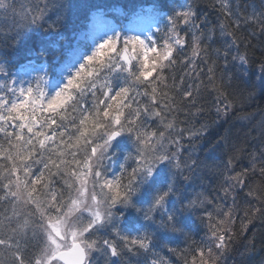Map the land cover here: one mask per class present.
<instances>
[{"label": "trees", "instance_id": "trees-1", "mask_svg": "<svg viewBox=\"0 0 264 264\" xmlns=\"http://www.w3.org/2000/svg\"><path fill=\"white\" fill-rule=\"evenodd\" d=\"M68 2L5 0L9 7L0 9V65L10 63L11 71L18 72L30 63L45 64L47 70L53 73L49 65L58 63L61 57L56 46L49 49L47 61L33 57L30 63L17 54L14 48L12 37L17 27L23 28L30 17L39 14L37 6L46 17L43 31L48 30L47 24L58 19L64 20L59 30L68 40H72L79 29L87 26L97 6H101L105 14L126 23L137 8L148 4L155 14L156 23L152 29L166 30V22L154 11L155 0H71L73 8L70 16L66 7L60 8L61 4L66 5ZM193 2L198 18L212 30L211 39L203 40L200 46L202 50L194 54L191 37H187L189 42L186 47L175 54V64L164 69L163 83L156 81L147 87L137 84L134 89L135 92L147 91L150 94L138 97L141 104L162 112L161 117L143 118L144 127L141 131L156 132L158 135L163 132L164 138L160 143L166 151L175 153L173 164L181 165L180 169L172 165L162 169L165 176L175 181L177 188L168 207L179 208L180 200H194V209L199 210L178 213V230H173L171 227L160 226L163 223L160 213H153L154 223L145 227L139 213L126 209L127 220L122 219L121 225L123 227L128 223L129 227L124 229V234L151 233L149 251L135 248L128 251L123 248L117 257L106 255L102 250L93 251L92 264H152V261H156V264H191L192 257L196 255L195 250L202 247H212L220 256L219 264H264V174L260 171L264 168V0H226V4L225 0ZM185 3L186 0H175L174 7L181 9ZM118 8H122L123 13H119ZM228 12H231L230 16ZM157 35L162 36L163 33ZM239 56H245L247 62L242 64ZM152 87L157 89L154 94ZM186 91H191L192 96L185 98L183 93ZM152 95L155 101L151 99ZM91 99L89 96L88 101L91 102ZM222 103L230 104L227 115L217 114V108ZM137 106L133 102V107ZM30 115H35L38 121L44 118L39 110L30 112ZM65 115L68 119L64 123L69 124L72 118L78 116V111L73 112L69 108ZM169 123L173 125L172 128L167 127ZM90 126L91 122L85 125L88 128ZM35 129L40 131L38 125ZM44 131L51 135L50 129ZM24 132L27 135V129ZM69 136L70 139L57 137L55 141L47 142L52 149L51 158L62 169L59 175L55 167H51L52 175H49L42 165L32 164L34 174H38V170L44 171V180L36 186L37 192L33 193L38 194L41 200L46 199L44 191L50 189L65 192V199L69 193L75 195L78 176L85 167L72 162L71 153L76 152L75 160L83 162L90 153V145H85L83 138L78 140L75 131H70ZM135 136V133L123 134L114 149L106 154L101 171L105 172L107 178L114 168L112 161L117 167L115 176L126 177L122 168L130 171L136 166L137 152L141 145ZM43 138L41 135L40 139ZM60 139H64L65 143L60 144ZM6 141L7 137L0 133V146L8 148ZM96 142L102 143V140ZM69 144L72 146L68 147ZM48 155L45 152L42 158L47 159ZM111 156L112 159L109 158ZM192 160L196 161V165L186 167L191 165ZM11 166L12 161L0 157V239L6 241L5 245H0V264H18L15 256L17 248L24 258V264H34L44 252V244L34 227L32 211L35 206L6 195L8 189L3 188L8 183L4 178V169ZM17 168L16 175L20 180H25L19 171V162ZM245 169L248 171L244 176V184L235 186L225 194L223 189L231 183L230 177ZM27 179L31 191V178ZM43 183H48L49 189L41 191ZM144 195L142 192L141 196ZM151 195L147 194L148 200ZM137 207L147 208L148 204H137ZM113 211L119 216L118 211ZM209 213L210 216L207 215ZM134 217H140L139 222H134ZM35 219H39V212ZM218 220L224 221V224L217 226L224 230L230 229L232 235L231 242L222 253L215 249L216 239L211 234L212 226ZM91 239H110L116 241L118 246L123 245L110 228L101 230Z\"/></svg>", "mask_w": 264, "mask_h": 264}, {"label": "snow or ice", "instance_id": "snow-or-ice-1", "mask_svg": "<svg viewBox=\"0 0 264 264\" xmlns=\"http://www.w3.org/2000/svg\"><path fill=\"white\" fill-rule=\"evenodd\" d=\"M174 4L175 0H155L154 11L166 22V30L150 29L151 34L118 30L117 26L104 19V14L99 12L101 6H97L94 24H104L107 28L92 36L91 43H83L76 36L72 40L66 39L59 30V26L65 23L64 20L58 19L47 24L48 30L43 31L46 17L39 6L36 7L39 14L30 17L23 28L17 27L12 37L15 41L14 48L29 63L33 57L47 61L48 51L53 46L61 53L59 62L49 65L54 73L51 78L45 72L32 80H21L6 73L0 65V74H3V79L0 80V133L7 137L6 143L9 146H0V157L12 161L11 168L4 169V178L8 183L3 188L8 189L6 195L35 206L32 211L34 227L44 244V253L34 264H92V252L99 250L111 257L119 256L123 248L147 252L151 247V233L145 231L139 235L124 234V229L129 227L128 223L123 227L121 225L122 219L127 220L126 209L139 213L145 227L154 223L153 213H160L163 220L160 226L171 227L173 230H178V213L199 210L194 209V200H180L179 208L168 207L177 188L175 181L165 176L162 169L168 165L180 169L181 165L173 164L175 153L166 151L160 143L164 138L163 132L158 135L156 132L141 131L144 127L143 118L161 117L162 112L141 104L138 97L150 94L147 91L135 92L134 89L137 84L147 87L154 85L156 81L163 83L164 69L175 64V54L186 47L189 42L187 37H191L194 54H199L202 50L200 46L203 40L211 39L212 30L198 18L193 0H186L181 9L175 8ZM8 7L5 0H0V9ZM65 7L70 16L73 8L71 0L66 5H60V8ZM225 10L228 11L226 7ZM165 13L168 15H164ZM158 33L163 35L159 36ZM238 59L242 64L247 62L245 56H239ZM151 91L154 94L156 87H152ZM183 95L189 98L192 92L186 91ZM89 96L92 98L91 102L88 101ZM151 99L155 101V96L152 95ZM133 102L138 106L133 107ZM229 106L230 104L222 103L217 108V114L227 115ZM69 108L73 112L78 111V116L65 124L64 121L68 119L65 114ZM29 110L32 113L39 110L44 118L37 121L33 115L25 123L24 113ZM89 122L90 128L85 127ZM35 125L39 126L40 131H36ZM167 127L172 128L173 125L169 123ZM45 129H50L51 135ZM70 131H75L78 140L83 138L84 144L90 145V153L83 162L75 160L76 152L71 155L72 162L87 168L86 175L92 180V188L89 189L82 180L75 195L69 193L65 199V192L55 189L44 191L49 189V184L43 183L40 190L44 191L46 199L41 200L38 194L33 193L37 192L36 186L44 180V171L38 170V174H34L32 164L42 165L49 175H52L51 167H55L56 174L59 175L62 169L51 158L53 153L47 142H53L57 137L70 139ZM125 133H135V139L141 145L137 152L136 166L130 171L122 168L126 177L113 176L109 179L101 171L102 162ZM41 135L44 136L43 139H40ZM97 140H102V143H97ZM64 143L65 140L60 139V144ZM53 147L56 145L53 144ZM45 152L49 153L47 159L42 158ZM17 162L19 171L26 178L23 181L16 175ZM195 165L196 161L192 160L191 165L186 167ZM247 171L245 169L230 177L231 183L223 189L224 193L228 194L235 186L243 185ZM260 171L264 174V168ZM29 177L31 191L27 179ZM142 192L145 194L143 197ZM149 193L152 194L150 200L147 199ZM142 203H147L148 207H137V204ZM114 209L119 212V216L114 214ZM37 212L39 219H35ZM140 217H134L133 221L139 222ZM223 224L224 221L218 220L212 226L211 233L216 239L214 247L221 253L227 249L232 239L230 229L224 230L217 226ZM107 228L120 238L122 247L114 240L91 239ZM5 244L6 241L0 239V245ZM195 251L191 264H219L220 256L212 247H202ZM15 256L18 264H24L19 248ZM152 264H156V261H152Z\"/></svg>", "mask_w": 264, "mask_h": 264}, {"label": "rangeland", "instance_id": "rangeland-1", "mask_svg": "<svg viewBox=\"0 0 264 264\" xmlns=\"http://www.w3.org/2000/svg\"><path fill=\"white\" fill-rule=\"evenodd\" d=\"M117 10L119 13H123L122 8H118ZM99 12L104 14L105 20L109 21L112 25L117 26L118 30L130 31V32H134L136 34H142V33L151 34L150 29L153 30L152 28L149 27V24H151L153 20H151V18H152L151 17V6L148 4L138 8L135 12H133L132 15L133 14L134 15H133L132 19H130L126 23L118 21L117 18L111 16L110 14L109 15L105 14L102 8L99 9ZM96 19H97V10H94L91 17H90V20L87 23V26L85 28L79 29V31H77L75 33V35H73V36H76L83 43H91L92 36H94L97 32H102V31L106 30V28H107V25H104V24H99V23L94 24V21ZM144 19H146V20H144ZM148 27H149V29H147ZM1 65L3 66L5 72L10 74L12 77L18 78L21 80H25V81L32 80L33 78L38 77L39 75H42L45 72L48 73L49 78L54 76V73H51L50 71L47 70V65H45V64L36 65V64L30 63V64L26 65L25 67L23 66L20 69V71H18V72L11 71V69L9 68L10 63L6 62V63L1 64ZM57 71H58V69H57ZM2 79H3V74H0V80H2ZM30 112H31V110L24 113V115L26 117V120L24 121L25 123H28V121L32 117L30 115ZM36 126L37 125H35V127ZM109 158L112 159V156ZM113 165H114V168L111 170V172L109 174V179L113 178V176H115V174L117 173V167H116V164L114 161H112V166ZM87 171L88 170L85 167L84 170L81 172V174H79V176H78V183H79L78 187L80 186V183L83 180L86 182L87 187L89 189H91L92 188V180L88 175H86ZM43 253H42V255H43Z\"/></svg>", "mask_w": 264, "mask_h": 264}]
</instances>
